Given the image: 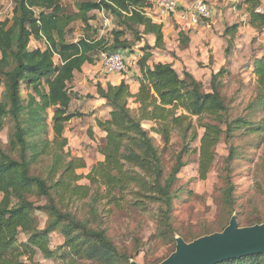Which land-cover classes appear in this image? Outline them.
<instances>
[{
  "label": "trees",
  "instance_id": "16d2710c",
  "mask_svg": "<svg viewBox=\"0 0 264 264\" xmlns=\"http://www.w3.org/2000/svg\"><path fill=\"white\" fill-rule=\"evenodd\" d=\"M246 5L250 24L263 29L264 12L257 10L261 0H246ZM152 7L151 0H78L77 10L68 12L62 0H15L12 18L0 19V131L8 119L14 125L9 148L0 143V264H42L36 260L39 253L60 264H81V260L130 264L135 258L119 252L101 224L96 227L95 222L93 226L89 219L66 209L68 203L86 199L93 185L105 187L106 195H113L110 203L119 204L115 192L123 196L128 190L136 200L132 204L135 207L147 209L146 202L158 203L162 233L176 242L170 219L179 197L175 185L187 165L184 154L191 152L190 145L178 154L166 176L152 133L160 135L165 146L175 131L184 139L189 135L192 139L197 134L193 117L198 118L205 130L199 148V174L203 179L224 133L250 126L249 134H258L264 142V56L253 62L257 89L250 110L262 115L255 126L248 118L229 121L230 108L220 91L228 68L212 73L211 90L207 91L204 83L187 70L181 76L171 63L150 65L151 48L146 44L138 61L137 93H132L125 80L106 87L96 84L97 96L111 107L108 119L97 120V126L106 133L99 147L104 159L86 176L90 184L79 183L83 176L78 169L87 164L67 149V124L82 116L71 109L77 94L70 84L84 65L98 61L102 51L130 53L147 34H154L155 46L162 47L163 24L155 23L148 14ZM97 10L113 19L115 27L110 37H98L93 29L91 20L95 16L91 13ZM76 21L83 23L86 35L69 41L71 25ZM238 27L234 24L226 33L234 38ZM32 37L44 43V48H31ZM131 102L137 107L132 108ZM50 110L53 114L49 119ZM146 122L153 126L147 129ZM232 192L231 187L225 191L231 203ZM97 194L94 200H99ZM36 201L45 202L38 205ZM38 212L48 217L45 228H40ZM257 223L264 222L249 225ZM52 231L63 237L57 248L51 245ZM218 264H264V253Z\"/></svg>",
  "mask_w": 264,
  "mask_h": 264
},
{
  "label": "rangeland",
  "instance_id": "374dc122",
  "mask_svg": "<svg viewBox=\"0 0 264 264\" xmlns=\"http://www.w3.org/2000/svg\"><path fill=\"white\" fill-rule=\"evenodd\" d=\"M197 1L184 0L183 4L192 9ZM203 1L210 6L211 16L202 18L197 24L181 22L175 15H168L181 31L189 34L199 33L195 43L197 49L194 50L193 55H190L191 60L186 57L188 55L184 57L174 55L180 58L178 71L183 76V72L189 68L204 83V89L210 91L212 67L215 66L217 70L222 67L228 68L229 73L224 77L220 91L230 108L229 121L240 117L248 118L257 126L262 115L255 109L250 110L257 89L252 66L254 59L264 56V27L260 31L248 32L246 0ZM261 1L259 8L264 12V0ZM77 2L78 0H62L68 12L77 10ZM14 6L15 0H0V19L12 18ZM157 15L159 14L155 13L154 16ZM104 16L102 21L96 23L94 20L92 23L94 27L101 29L103 36L110 37L109 34L115 25L107 14ZM234 24H239V28L235 38H231L230 35L229 39L226 30ZM71 27L72 32L68 34L69 41L80 39L86 32L80 21L74 22ZM212 35L215 39L214 45L212 41L207 42L208 36L211 39ZM128 37H132L131 33H128ZM36 46H39L38 43ZM214 49H217L218 59H214L211 53ZM208 50L211 53L210 58L206 56ZM125 56L127 58L128 54ZM4 91L1 90L2 95ZM73 109L78 113L81 111L77 103L74 104ZM52 114L53 110H50L49 119ZM90 124V119L85 118V115L76 116L67 124L68 138L72 143V145L69 143L67 149L71 156L83 158L88 164L85 168L78 169V173L83 176L79 181L82 185L90 184L86 176L91 171L92 164L95 165L101 159L99 147L103 140L98 131L90 133ZM193 124L197 133L194 138L191 139L189 135L188 139H184L179 131H175L167 146L160 135L152 133L161 151L166 176L176 163L178 154L186 144L190 145L191 152L184 154L187 165L179 173L175 185L179 197L175 200V210L170 219L176 231L175 238L182 236L185 240L192 241L199 236L221 231L229 224L234 213L238 215L242 226L264 222V142L258 139L259 135L251 136L250 126L235 128L229 135L224 133L215 147L216 157L212 167L203 179L199 174V148L205 130L196 117H193ZM144 126L150 129L153 124L146 122ZM224 128L226 130L227 127ZM13 133V122L8 119L5 128L0 131V143L4 148H9ZM230 187L233 190L232 203L231 198L227 200L225 196V191ZM98 192L100 198L94 200ZM115 193L120 198L119 204L110 203V197L113 195H106L105 187L93 185L86 199L68 203L66 209L72 210L81 219H89L93 226L95 222L96 227L101 224L118 251L135 258L141 264H158L167 258L175 250L176 242L171 235L166 236L162 233L164 224L161 223L159 204L146 202L147 209L138 208L132 205L136 200L131 190L126 191L123 196L120 192ZM33 199L35 200V197ZM36 202L39 205L44 204L45 201ZM37 215L40 228H45L48 217L42 212H38ZM50 236L52 248H57L63 243V237L58 231H52ZM36 260L42 264H60L45 258L40 253L36 256ZM80 263L98 264L90 260H81Z\"/></svg>",
  "mask_w": 264,
  "mask_h": 264
},
{
  "label": "crops",
  "instance_id": "0c3cea01",
  "mask_svg": "<svg viewBox=\"0 0 264 264\" xmlns=\"http://www.w3.org/2000/svg\"><path fill=\"white\" fill-rule=\"evenodd\" d=\"M153 3V7L149 10L148 14L153 18V21L155 23L163 24V34H164V44L162 47H156V36L154 34H147L144 35L143 39L136 43V45L133 47L132 52L126 53L128 54V57L126 58L127 63V69L126 72L123 74H105L103 72V68L100 63V58L95 64H86L83 67V70L81 72H77L75 74V77L70 84V87L73 92L77 94V96L73 99L71 103V109L72 111H75L73 109V106L75 103L79 104V107H81L80 113L85 118L90 119V132L98 131L100 133V138L103 140L106 133L97 126V120H106L110 117L111 107L107 105L106 100L103 98H100L96 94V84L102 83L103 86H107V84L111 83L113 85H118L122 81H126L128 84H130V89L132 93H137L139 90V83L136 80V75H139V65L138 61L141 58V56L144 54V51L142 48L148 44L151 48V57L149 59V64L153 65L155 63H171L173 64L174 68L178 71V64L180 62L179 56L176 58L174 55H181L182 57L186 56L188 60H191L190 55H193L194 50L197 48L195 47V43L198 40L199 33H193L189 34L186 31H181V28H178L177 25H175L172 20L168 18V15L163 14L159 11V9L156 7V0H151ZM184 0H181V5L184 6L186 4ZM262 3V1H261ZM156 14H159L157 16H154ZM161 13V14H160ZM106 13L104 11H93L91 15H94V19L91 20V24L93 26V29H95L98 32V37H103V32L101 33V29L98 27H94L92 21L95 20L96 23L102 21L103 17H105ZM109 16V15H108ZM249 14H248V32L249 30H259L255 29L249 21ZM112 20V18H111ZM84 27V25H83ZM239 28V27H238ZM85 31V29H84ZM238 31V30H237ZM236 31V33H237ZM260 31V30H259ZM86 32L82 35L85 36ZM210 35V34H209ZM227 37L230 39V35L226 34ZM236 35V34H235ZM177 40H176V38ZM232 38V37H231ZM235 38V36H234ZM79 40V39H78ZM77 41V40H75ZM185 41V43H184ZM212 41V45L215 44V39L208 36L207 42ZM36 43H38L39 46H36ZM220 44V42H218ZM205 45V43L203 44ZM45 44L41 41L35 39L34 37L30 40V47L31 48H44ZM209 46V45H208ZM213 47V46H212ZM217 50V49H216ZM215 49L211 51L212 55H214V59H218L219 56L216 55ZM210 50L206 53L207 57H211ZM1 56V53H0ZM130 56V57H129ZM213 58V57H212ZM255 60V59H254ZM253 60V62H254ZM188 63V62H187ZM213 66V65H212ZM220 69H215V66L212 67L210 76L213 72H218ZM253 70V66H252ZM187 71L191 72L197 79H199L192 70L187 68ZM179 72V71H178ZM253 72V71H252ZM180 74V72H179ZM200 80V79H199ZM89 95H92L93 97H90ZM131 107L136 108L137 104L131 102ZM72 121V120H71ZM70 121V122H71ZM69 130L66 129V136L69 137ZM69 139V138H68ZM70 143V139H69ZM72 145V143H70ZM101 155V154H100ZM100 160L102 161L104 159L103 155L100 156ZM88 166V164H87ZM94 165L92 164V167ZM91 167V168H92Z\"/></svg>",
  "mask_w": 264,
  "mask_h": 264
},
{
  "label": "water",
  "instance_id": "95a60500",
  "mask_svg": "<svg viewBox=\"0 0 264 264\" xmlns=\"http://www.w3.org/2000/svg\"><path fill=\"white\" fill-rule=\"evenodd\" d=\"M264 253V223L242 226L236 213L221 231L185 240L176 237L175 250L158 264H218ZM130 264H141L132 259Z\"/></svg>",
  "mask_w": 264,
  "mask_h": 264
},
{
  "label": "built area",
  "instance_id": "2783aa9c",
  "mask_svg": "<svg viewBox=\"0 0 264 264\" xmlns=\"http://www.w3.org/2000/svg\"><path fill=\"white\" fill-rule=\"evenodd\" d=\"M155 3L161 13L175 15L181 22L197 24L202 18L211 16L210 6L203 0H198L192 9L182 6L181 0H156ZM257 10L261 11L260 8ZM100 63L105 74H122L127 69L126 56L122 51H103Z\"/></svg>",
  "mask_w": 264,
  "mask_h": 264
}]
</instances>
